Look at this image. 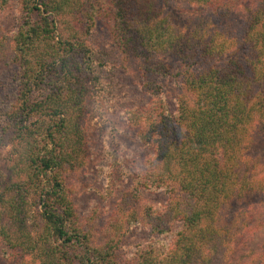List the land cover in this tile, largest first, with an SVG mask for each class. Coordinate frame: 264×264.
<instances>
[{"label": "trees", "instance_id": "16d2710c", "mask_svg": "<svg viewBox=\"0 0 264 264\" xmlns=\"http://www.w3.org/2000/svg\"><path fill=\"white\" fill-rule=\"evenodd\" d=\"M185 1L204 13L188 29L173 27L150 0H0V10L16 3L21 13L14 32L0 27V78L19 68L18 93L0 117V144L15 148L0 186V243L10 262L229 264L248 245L254 206L264 203L254 153L264 144V0L252 1L241 29L228 23L227 0ZM104 12L117 46L143 59L150 102L126 113L152 152L137 185L165 196L144 204L142 225L156 241L121 260L116 238L91 243L66 190L71 169L87 163L99 83L97 55L82 40ZM157 56L180 69L175 99Z\"/></svg>", "mask_w": 264, "mask_h": 264}, {"label": "rangeland", "instance_id": "374dc122", "mask_svg": "<svg viewBox=\"0 0 264 264\" xmlns=\"http://www.w3.org/2000/svg\"><path fill=\"white\" fill-rule=\"evenodd\" d=\"M106 1L111 3V0ZM252 1L227 0L230 5L228 23L233 28L243 27L250 14ZM150 2L154 7H162L169 23L175 28L188 29L192 21L204 14L200 8L185 0ZM20 20L21 13L16 3L0 10V27L3 32H14ZM115 36L104 12L97 17L96 25L90 29L87 38L82 40L97 55V65H100L96 70L99 83L93 87L95 98L85 133L87 163L84 168L71 169V174L66 177V190L83 219L84 226L91 233V243L105 246L110 238H116L121 260L136 251L139 245L150 240L156 241V235H152L142 225L144 204H160L165 196L162 193L144 192L137 185L146 169L145 162L152 152L137 139L139 130L130 127L126 113L145 107L150 98L143 90L144 80L140 66L143 59L128 56L124 49L117 46ZM156 63L171 71L161 83L163 89H168L170 96L175 99L180 89L178 65L172 58L165 56L158 57ZM18 71V66H12L0 78V117L18 93L15 81ZM13 150L14 147L0 144L2 187H5L8 180V162ZM254 153L259 158L260 172L264 175V144L257 147ZM249 226L252 231L248 245L247 242L243 244L239 255L229 264H264V203L254 206ZM11 251L0 243V264H15L8 259ZM14 257L17 259L12 260L18 264H32L23 255Z\"/></svg>", "mask_w": 264, "mask_h": 264}]
</instances>
